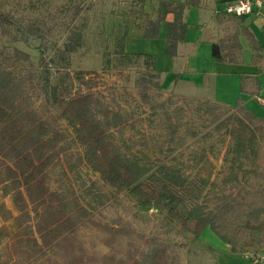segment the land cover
Here are the masks:
<instances>
[{"label":"trees","instance_id":"16d2710c","mask_svg":"<svg viewBox=\"0 0 264 264\" xmlns=\"http://www.w3.org/2000/svg\"><path fill=\"white\" fill-rule=\"evenodd\" d=\"M158 2L157 19L145 12L146 0H132L124 17L134 18L136 22L144 18L149 26L146 36L157 38L160 22L173 14L167 41L169 55L175 56L189 28L184 19L186 10L199 7L201 0ZM218 17L230 18L223 26V35L213 43V57L220 63H242L241 36H244L254 51L252 62L263 63V70L264 45L247 27L237 23L240 16L225 12ZM126 23L128 26L129 21ZM0 31L14 42H26L30 37L41 39L43 51L39 62L51 90L49 104L59 112L41 113L28 93L26 82L30 75L16 72L18 64L31 63V55L18 48L11 53L0 47V190L3 199L12 197L15 208L14 211L8 207L5 200L0 202L3 221L0 240L8 239L5 259L0 264H181L180 253L170 243L128 225L102 224L88 216L74 187L64 190L51 187V167L66 162L68 168L62 174L67 175L73 166L72 159L76 158L67 152L61 119L72 127L77 143L85 150L84 160L78 161H85L112 187L129 191L139 206L166 210L195 237L209 228L233 253L241 242L246 248L264 244V207L250 201L251 191L243 187L250 183L249 177L264 181L260 146L264 142L263 118L254 115L241 101L231 106L184 97L188 102L195 101L197 111L213 119L215 131L229 138L226 154L231 156V166L220 181H212L206 151L190 156L180 153L186 161L176 155L171 158L172 164H151L133 150L136 143L126 136L127 129L139 120L120 107L115 110L111 102L91 88L76 87L63 74L54 76L46 52L49 42L41 25L19 23L0 5ZM126 37L127 32L116 37L120 60L144 59L159 77L151 55L125 50ZM141 98L155 111L165 106L155 101L147 90L141 91ZM167 101L174 103L173 99ZM182 112L183 108H177L166 117L169 142L176 145L167 149L170 154L185 143L178 135L181 129L193 138L198 136L183 121ZM189 167L208 169L209 175H187ZM10 221L15 224L14 233L7 224ZM90 225L106 232L103 242L109 247L107 253H99L96 242L91 243V248L87 245L82 229Z\"/></svg>","mask_w":264,"mask_h":264},{"label":"rangeland","instance_id":"374dc122","mask_svg":"<svg viewBox=\"0 0 264 264\" xmlns=\"http://www.w3.org/2000/svg\"><path fill=\"white\" fill-rule=\"evenodd\" d=\"M131 1L0 0V5L19 23L41 25L49 42L46 52L49 55L54 76L63 74L76 87L91 88L97 94L103 95L107 102H111L115 110L120 107L124 112L132 114L136 121L139 120L127 129L126 136L127 139L134 140L136 145L133 150L140 157L145 156L146 162L168 165L173 163L171 158L176 155L186 161V158L179 156L180 153L190 156V154L206 151L210 161L207 167H211L213 172L212 181H220L222 175L227 173L231 166V156L226 154L229 138L223 132L215 131L213 119L198 112L195 101L188 102L183 100L182 95L175 92L162 91L160 76L158 77L156 72L147 67L144 59H134V62L120 60L116 37L127 32L126 39L131 43L134 37L137 40L143 32L140 29V34H134L132 32L134 25L130 26V24L135 19L124 17L130 10ZM139 20L145 22L144 18ZM127 21H129L128 26ZM144 36L146 33L140 35L145 38ZM143 40L145 39L141 42H144ZM145 43L140 46L144 48L147 46ZM0 47L6 48L11 53L14 48H18L31 55V63L18 64L16 72L19 75H30L31 78L26 83L35 107L41 113L51 110L54 114H58L56 109L50 107L51 90L39 62L43 51L41 39L30 37L26 42H14L11 38L2 35L0 31ZM142 90H147L161 105L165 104L163 109L155 111L150 103L144 102L141 98ZM170 99H173L174 103L169 104L167 100ZM177 108H183V121L191 129L196 130L198 136L193 138L188 131L181 129L178 135L185 139V143L170 154L167 149L176 145L169 142L171 136L166 117ZM60 125L66 136L67 152L76 158L72 159L73 166L67 175L62 174L63 170L68 168L66 162L51 167L50 184L53 189L61 187L64 190L70 186L74 187L88 211V216L100 220L102 224L113 227L128 225L149 237L170 243L180 253L181 264L216 263V260L210 256V251L198 245L197 240H200V236L195 237L181 221L171 218L166 210L159 211L156 208L139 206L137 199L129 191L112 187L85 161H78L84 160L85 150L77 143L76 135L68 122L61 119ZM146 140L147 145H143L141 142ZM260 146L264 157V142ZM196 173H201L203 177L209 175L208 169L189 167L186 170L187 175L194 176ZM249 179L250 183L244 184L243 187L251 191L250 201L264 207V181L253 177ZM3 200L15 211L12 197L3 199L0 190V202ZM180 211L183 213L182 208ZM2 224L0 217V227ZM7 224L10 231L14 233L16 231L14 222L10 221ZM82 236L89 248L92 242H96V250L99 253L109 251V247L103 242L107 234L102 229L92 225L84 227ZM7 241L8 239L0 240V261L5 259ZM236 253L246 256L252 264H264V244L255 248H246L244 242H241ZM222 261L225 262V259H221ZM236 262L251 264L240 256H235ZM225 264H231V259Z\"/></svg>","mask_w":264,"mask_h":264},{"label":"crops","instance_id":"0c3cea01","mask_svg":"<svg viewBox=\"0 0 264 264\" xmlns=\"http://www.w3.org/2000/svg\"><path fill=\"white\" fill-rule=\"evenodd\" d=\"M232 1L235 0H201L199 7L187 9L184 19L189 28L185 41L178 45L175 56L169 55L167 41L169 24L174 20L173 14H168L160 22L157 38L140 37L142 33L148 34L149 26L143 20L137 23L134 21L135 24L132 22L130 26L134 25V34H140V29L143 32L137 40L134 37L131 43L126 39L125 48L127 52L145 53L155 59L162 91L231 106H236L241 101L254 115L264 119L263 63L252 62L254 51L250 42L241 36L242 63H220L213 57V43L223 35V26L230 18L218 15L225 13L226 7ZM158 5V0H146L145 12L153 19L158 18ZM237 23L247 27L261 45H264V9L261 14L254 12L240 16ZM141 38L145 39L143 41L147 45L144 48L140 46L144 43ZM197 241L201 248L210 251V256L216 260L215 264H225L229 259L231 264H237L235 256L244 257L252 264L243 254L233 253L231 247L209 228ZM221 259H225V262H221Z\"/></svg>","mask_w":264,"mask_h":264},{"label":"built area","instance_id":"2783aa9c","mask_svg":"<svg viewBox=\"0 0 264 264\" xmlns=\"http://www.w3.org/2000/svg\"><path fill=\"white\" fill-rule=\"evenodd\" d=\"M263 9L264 0H235L226 7L225 12L232 15L244 16L254 12L261 14Z\"/></svg>","mask_w":264,"mask_h":264}]
</instances>
